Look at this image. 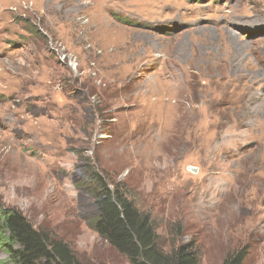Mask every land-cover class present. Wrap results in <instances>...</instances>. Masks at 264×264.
I'll list each match as a JSON object with an SVG mask.
<instances>
[{
    "label": "rangeland",
    "instance_id": "374dc122",
    "mask_svg": "<svg viewBox=\"0 0 264 264\" xmlns=\"http://www.w3.org/2000/svg\"><path fill=\"white\" fill-rule=\"evenodd\" d=\"M157 1L0 0V207L129 264L90 228L99 169L165 250L264 264V0Z\"/></svg>",
    "mask_w": 264,
    "mask_h": 264
},
{
    "label": "trees",
    "instance_id": "16d2710c",
    "mask_svg": "<svg viewBox=\"0 0 264 264\" xmlns=\"http://www.w3.org/2000/svg\"><path fill=\"white\" fill-rule=\"evenodd\" d=\"M98 189L97 217L90 228L103 237L129 264H200L193 242L173 246L159 243L149 213L140 210L127 194V187L113 182L99 169L92 173ZM0 250L8 259L0 264H83L62 239L41 231L15 208L0 207ZM248 248L229 254L222 264H246Z\"/></svg>",
    "mask_w": 264,
    "mask_h": 264
},
{
    "label": "bare ground",
    "instance_id": "6f19581e",
    "mask_svg": "<svg viewBox=\"0 0 264 264\" xmlns=\"http://www.w3.org/2000/svg\"><path fill=\"white\" fill-rule=\"evenodd\" d=\"M162 3V2H161ZM153 9L155 10H157V12L156 13H154L153 14V18H155L156 16L158 17V19L160 18L159 17V6H160V4L158 3V1L157 0H154V2H153ZM199 15V14H198Z\"/></svg>",
    "mask_w": 264,
    "mask_h": 264
}]
</instances>
